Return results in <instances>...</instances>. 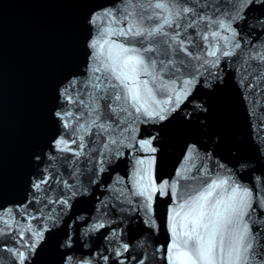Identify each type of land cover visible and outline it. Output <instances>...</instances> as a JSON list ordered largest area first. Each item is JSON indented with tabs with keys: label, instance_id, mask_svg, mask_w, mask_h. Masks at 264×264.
Wrapping results in <instances>:
<instances>
[{
	"label": "water",
	"instance_id": "water-1",
	"mask_svg": "<svg viewBox=\"0 0 264 264\" xmlns=\"http://www.w3.org/2000/svg\"><path fill=\"white\" fill-rule=\"evenodd\" d=\"M149 2L0 0V264H19L10 248L25 253L24 264H137L141 258L144 264H168L172 209L182 202L180 194L217 178L251 192L249 215L239 227L247 223L251 230L250 264H264V0H169L174 11L195 7V29L185 33L192 14H182L180 29L173 24L164 31L191 37L188 50L201 60L178 53L174 59L188 67L177 63L179 71L160 74L159 60L167 59L159 56L157 84L168 88H157L156 99L171 95L172 104L161 106L175 108L163 121L136 113L123 99H101L104 94L93 87L94 76L105 74L92 71L102 65L90 41L141 47L130 41L143 37H109L105 30H126L128 22L150 15L153 9L142 8ZM219 21L231 24L235 38ZM142 23L153 27L161 21ZM217 31L229 37L227 43L210 35L200 39ZM211 47L220 49L219 63L201 67L217 59L206 55ZM193 78L189 95L176 107L170 89L179 91L182 80ZM117 105L131 115L109 110ZM61 138L66 145L55 143ZM144 140L152 141L155 153L141 146ZM137 181L146 188L176 184V195L170 188L156 192L147 209ZM35 232L42 233L38 243Z\"/></svg>",
	"mask_w": 264,
	"mask_h": 264
},
{
	"label": "snow or ice",
	"instance_id": "snow-or-ice-1",
	"mask_svg": "<svg viewBox=\"0 0 264 264\" xmlns=\"http://www.w3.org/2000/svg\"><path fill=\"white\" fill-rule=\"evenodd\" d=\"M247 2L252 3V0H247ZM174 3L175 0H172V4ZM142 8L153 9V12L146 17L141 15L139 20L133 19L132 22H128L126 30H113L111 28L105 30L109 37L113 35L143 37L144 39L140 41H130V43H140L141 47H127L123 43L117 44L110 39L101 41V39L97 38L90 41L89 47L96 49L93 58L100 60L102 65L100 67L94 66L92 71L93 73L103 72L105 74L103 78L94 76L97 83L93 87L104 94L100 97L101 99L105 98V96L114 102H120L123 99V103L134 108L136 113L143 111L146 116L163 121L167 118V113L175 111V108L161 106L172 104L173 97L171 95L163 101L156 99L155 90L157 88H168L166 84H157L158 79H160V76L156 74L159 56L163 54L167 59V62L159 60L160 74H163L169 68H171L173 74L179 71L176 67L177 63L188 67V65L184 64V59L201 60L199 54L194 56L188 50L187 44L192 43L191 37L185 34L184 39H180L179 30L172 35L165 32L164 27H172L175 24L176 29H180L178 20L182 14H184L185 19H187L188 14H192L191 21L184 25V31L186 33L188 28L195 29L197 23L196 9L195 7L184 6L174 11L173 7L170 6L169 0H151L146 6L142 5ZM154 10H162L164 14L162 15L161 12ZM106 15H111V13H106ZM130 15L135 17V13ZM153 17L160 20L161 23L153 27H145L142 21L145 19L152 20ZM205 19L209 20V24L216 23V21H211L209 17H199L200 21ZM218 23L220 28L227 29L232 33V38H235L237 33L231 24H226L223 21ZM158 34L165 37V39L155 40ZM209 35L213 40L217 37L226 43L229 40V37L221 36L218 31L203 35L200 39L206 41ZM106 45L107 49L105 48ZM161 45H164V47L158 51ZM173 45L176 47H173ZM240 46L239 42L234 45L235 48H240ZM195 47L196 45H193V48ZM219 51L218 47H211V50L207 51L206 55L217 59L211 62L204 60L200 66L203 67L205 63L218 64L217 54ZM178 53L183 54L184 59L180 61L174 59ZM220 54L229 56L233 53L223 51ZM261 59H264V57H261ZM195 67V65H192L193 69ZM141 75L148 76L151 80L140 79ZM104 80H107L108 83L105 84ZM112 80L117 81V83L113 84ZM174 84L175 81H173ZM194 84L195 78L184 79L182 80L183 87L179 91L174 87L170 89V91L175 93L176 107H179L182 99L187 98L190 93V86ZM109 88L112 89L110 93L107 91ZM121 93H123V97ZM152 104L156 105V107H151ZM109 110L112 112L119 110L131 115V113H128L127 107H121L120 105H117V108L109 106ZM201 111H207V109L202 108ZM66 115L71 116L72 113L69 112ZM55 116L63 119L60 112H56ZM64 126L69 127L66 121ZM98 127L105 129L104 124H100ZM108 127H111V125H108ZM80 139L82 140L83 138L81 137ZM55 143L59 146L66 145L67 142L61 138ZM111 143L115 144L116 140H112ZM140 143L146 150L153 153L156 152V148L150 147L151 140H144ZM80 147L82 148L83 144ZM105 148H107V145H105ZM64 150L68 149L65 147ZM194 150L195 146L189 149V156ZM138 163L143 164L144 161H139ZM137 185L139 188L137 194L146 198L147 209L152 206L151 202L153 201L154 193H165L170 188L171 194L175 196L177 191L176 184L169 186L166 181L161 183L159 187L151 186L146 188L140 184V181H137ZM35 187L39 188L40 184H36ZM180 195L182 202L179 203L178 207L172 209L170 244L166 249L168 264H250L251 250L253 249V243L250 240L251 230L247 223H244L242 230L239 227L244 217L249 215V210L251 209V192L249 189L241 188L239 184H230L228 178H217L202 188H192L182 192ZM62 203H67V201H62ZM8 213L11 214V209H8ZM103 226L101 224L97 227ZM34 236L36 237L35 242L38 243L39 239L42 238V233L35 232ZM122 248L126 252L128 245L125 244ZM32 250L34 249H29V251ZM8 251L16 256L19 264H24L26 259L24 252L11 248ZM115 254L122 256L123 252L117 251ZM70 259V257H67L66 262ZM105 259L107 258L105 257ZM262 259H264V256H262ZM84 264H87V262H84ZM137 264H144V259L141 258Z\"/></svg>",
	"mask_w": 264,
	"mask_h": 264
}]
</instances>
